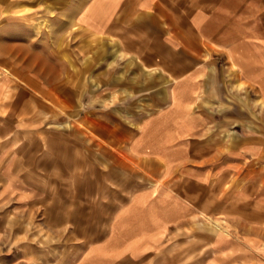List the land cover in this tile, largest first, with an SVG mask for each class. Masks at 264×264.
Returning <instances> with one entry per match:
<instances>
[{"label":"crops","instance_id":"crops-1","mask_svg":"<svg viewBox=\"0 0 264 264\" xmlns=\"http://www.w3.org/2000/svg\"><path fill=\"white\" fill-rule=\"evenodd\" d=\"M257 2L147 0L125 16L122 26L136 48L120 55L117 85L114 77L108 81L119 95L112 104L120 115L142 103L159 110L136 119L126 146L106 151V159L112 154L121 161L120 174L106 180L119 191L106 193V236L89 244L77 262L91 251L87 260L94 264H264V223L254 219L264 217V197L227 189L248 159L264 162V143L235 129L247 127L252 116L250 101L238 91L256 89L264 99V17L262 32L255 34ZM132 74L135 86L126 82ZM25 84L21 100L9 102L10 117L0 114V170L9 185L20 187V170L26 178L36 160L48 172L46 184L77 177L94 153L62 145V133H45L39 157L25 151L32 148L24 143V129L46 107L29 92V78ZM174 87L184 88L176 103ZM128 88L145 92L146 101L126 97ZM12 97L7 91L5 102ZM144 122L146 132L139 128ZM65 136L78 144L79 136ZM16 137L22 138L17 144Z\"/></svg>","mask_w":264,"mask_h":264},{"label":"rangeland","instance_id":"rangeland-1","mask_svg":"<svg viewBox=\"0 0 264 264\" xmlns=\"http://www.w3.org/2000/svg\"><path fill=\"white\" fill-rule=\"evenodd\" d=\"M146 4L147 0H0V114L10 117L14 105L9 102L21 100V87H27L29 78V92L46 107L41 118L24 129L28 132L24 143L32 148L25 151L39 157L45 151V133L55 131L64 135L62 145H78L85 156L88 150L94 153L88 155L89 165L77 177L62 176L50 185L44 177L47 171L37 160L28 165L26 178L20 170L23 187L9 185L5 171L0 170V264H94L87 260L91 251L77 261L89 244L106 236L110 216L106 193L119 191L112 182L106 186V180L120 174L121 161L112 154L108 155L112 160L106 159V151L126 146L133 133L129 127L138 126L136 119L159 110L142 103L145 92L128 88L126 97L139 98L142 104L127 106L120 115L119 107L112 104L118 92L109 89L108 82L114 77L117 85L124 59L120 55L136 48L133 35L122 26L124 18ZM262 4L259 0L254 6L255 34L262 32ZM152 70L153 75L163 74ZM134 76H128L129 86L137 84ZM122 80L124 84L125 76ZM183 89L173 88L175 103ZM7 91L13 97L5 102ZM238 92L250 101L252 116L244 122L247 127L235 129L242 137L250 135L249 140L264 143V99L256 89ZM163 94L167 101V89ZM139 128L146 132L149 123ZM227 130L220 131L223 137ZM65 135L79 136L78 144ZM21 140L16 137L15 143ZM232 180L236 185L228 190L264 197V162L248 159ZM22 191L25 194H18ZM254 219L264 223V217Z\"/></svg>","mask_w":264,"mask_h":264},{"label":"bare ground","instance_id":"bare-ground-1","mask_svg":"<svg viewBox=\"0 0 264 264\" xmlns=\"http://www.w3.org/2000/svg\"><path fill=\"white\" fill-rule=\"evenodd\" d=\"M5 69V68H4ZM6 71H9V70H6Z\"/></svg>","mask_w":264,"mask_h":264}]
</instances>
